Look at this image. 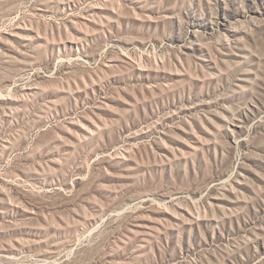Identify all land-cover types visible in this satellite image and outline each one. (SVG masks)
Masks as SVG:
<instances>
[{"label": "rangeland", "instance_id": "rangeland-1", "mask_svg": "<svg viewBox=\"0 0 264 264\" xmlns=\"http://www.w3.org/2000/svg\"><path fill=\"white\" fill-rule=\"evenodd\" d=\"M0 264H264V0H0Z\"/></svg>", "mask_w": 264, "mask_h": 264}]
</instances>
